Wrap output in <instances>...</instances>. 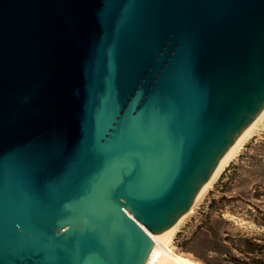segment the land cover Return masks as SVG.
Masks as SVG:
<instances>
[{
    "label": "water",
    "instance_id": "obj_1",
    "mask_svg": "<svg viewBox=\"0 0 264 264\" xmlns=\"http://www.w3.org/2000/svg\"><path fill=\"white\" fill-rule=\"evenodd\" d=\"M264 112V0H0V264H144Z\"/></svg>",
    "mask_w": 264,
    "mask_h": 264
},
{
    "label": "rangeland",
    "instance_id": "obj_2",
    "mask_svg": "<svg viewBox=\"0 0 264 264\" xmlns=\"http://www.w3.org/2000/svg\"><path fill=\"white\" fill-rule=\"evenodd\" d=\"M242 238L264 245V116L179 224L163 253L191 264H253L237 250ZM163 261L157 255L147 264Z\"/></svg>",
    "mask_w": 264,
    "mask_h": 264
},
{
    "label": "bare ground",
    "instance_id": "obj_3",
    "mask_svg": "<svg viewBox=\"0 0 264 264\" xmlns=\"http://www.w3.org/2000/svg\"><path fill=\"white\" fill-rule=\"evenodd\" d=\"M264 116V112H262L253 122H251L244 134L240 137V139L237 141V143L233 146V148L228 152V154L225 156V158L222 160V162L219 164L217 169L214 171V173L211 175V177L208 179V181L205 183V185L202 187V189L198 192L190 206L187 208V210L161 235V237L151 246L149 256L144 264L150 263L153 258L157 255H161L164 257L165 263L163 261V264H191L189 261L185 260L184 258L180 256H174L171 253L164 254L163 251L166 248V245L172 236V234L175 232L179 224L182 222V220L190 213L191 209L195 205V203L199 200V198L203 195V193L208 189V187L211 185V183L214 181L216 176L219 174V172L222 170V168L225 166V164L229 161V159L233 156L237 148L241 145V143L245 140V138L250 134L252 128L257 123V121ZM159 261V260H158ZM160 262V261H159ZM158 262V263H159ZM161 264V263H160Z\"/></svg>",
    "mask_w": 264,
    "mask_h": 264
},
{
    "label": "trees",
    "instance_id": "obj_4",
    "mask_svg": "<svg viewBox=\"0 0 264 264\" xmlns=\"http://www.w3.org/2000/svg\"><path fill=\"white\" fill-rule=\"evenodd\" d=\"M206 219L210 218V213L206 214ZM202 225L198 226V230H202ZM215 239L216 233H212ZM240 246L237 247L239 253L249 258L253 264H264V245H261L255 241H251L248 238H242L239 240ZM251 256V257H248ZM232 262H238L235 257L231 258ZM243 262V261H242ZM245 264V263H244Z\"/></svg>",
    "mask_w": 264,
    "mask_h": 264
}]
</instances>
